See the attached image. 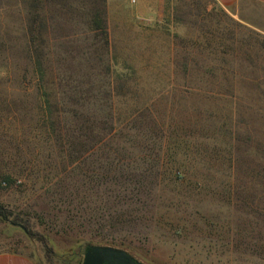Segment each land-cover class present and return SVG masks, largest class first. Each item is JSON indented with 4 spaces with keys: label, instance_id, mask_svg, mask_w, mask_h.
Here are the masks:
<instances>
[{
    "label": "rangeland",
    "instance_id": "rangeland-1",
    "mask_svg": "<svg viewBox=\"0 0 264 264\" xmlns=\"http://www.w3.org/2000/svg\"><path fill=\"white\" fill-rule=\"evenodd\" d=\"M0 208L35 264H264V8L0 0Z\"/></svg>",
    "mask_w": 264,
    "mask_h": 264
},
{
    "label": "trees",
    "instance_id": "trees-1",
    "mask_svg": "<svg viewBox=\"0 0 264 264\" xmlns=\"http://www.w3.org/2000/svg\"><path fill=\"white\" fill-rule=\"evenodd\" d=\"M101 16H102L101 12H95L94 14H92L89 24H90V27L94 31H101L105 35V23L103 22V19H101ZM36 65L38 68L37 82H39L40 86H43V87L45 86V88H48L49 83H45L43 80V76H42L41 70H40V67H41L40 63L37 62ZM38 89H40V88H38ZM43 97H44V101L42 103L46 104L48 102V93L46 92V90L43 93ZM5 179H8V178H5ZM0 218L4 222H9V224H11L12 226H15V227L18 226L23 231H25V229H26L27 232H29L28 225H29L30 219H29V217L22 215L19 212L8 211V210L0 208ZM83 249L82 250L80 249V252H75L74 256L78 257V256L83 255V253H84ZM72 259L74 260V258H72ZM72 259H70V260H72ZM75 262L70 263V264H76L77 262L76 263Z\"/></svg>",
    "mask_w": 264,
    "mask_h": 264
},
{
    "label": "water",
    "instance_id": "water-1",
    "mask_svg": "<svg viewBox=\"0 0 264 264\" xmlns=\"http://www.w3.org/2000/svg\"><path fill=\"white\" fill-rule=\"evenodd\" d=\"M82 264H140L125 251L102 246L84 248Z\"/></svg>",
    "mask_w": 264,
    "mask_h": 264
},
{
    "label": "crops",
    "instance_id": "crops-1",
    "mask_svg": "<svg viewBox=\"0 0 264 264\" xmlns=\"http://www.w3.org/2000/svg\"><path fill=\"white\" fill-rule=\"evenodd\" d=\"M217 5L223 8L232 7L235 4H238L240 0H213ZM257 6L264 8V0H247ZM258 14H257V23H258ZM0 264H35L31 259L19 255V254H9V253H0Z\"/></svg>",
    "mask_w": 264,
    "mask_h": 264
}]
</instances>
